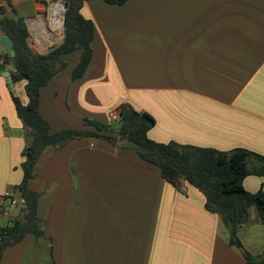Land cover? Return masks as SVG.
I'll use <instances>...</instances> for the list:
<instances>
[{
  "label": "crops",
  "instance_id": "1",
  "mask_svg": "<svg viewBox=\"0 0 264 264\" xmlns=\"http://www.w3.org/2000/svg\"><path fill=\"white\" fill-rule=\"evenodd\" d=\"M61 3L0 0L41 54L61 44L60 20L53 25ZM82 13L95 25L93 56L76 81L78 55L65 56L67 68L41 89L39 112L51 131L81 129L85 118L111 122L109 112L129 104L153 117V140L264 155V0H88ZM23 85L0 74V195L19 199L0 215L1 229L24 206L14 186L25 134L10 97L26 103ZM122 146L83 137L47 148L29 183L42 191L43 234L6 247L0 264H248L244 251L261 258L264 234L257 240L241 228L243 248L231 245L200 190L185 184L181 192ZM243 186L264 190V178L247 176Z\"/></svg>",
  "mask_w": 264,
  "mask_h": 264
},
{
  "label": "trees",
  "instance_id": "2",
  "mask_svg": "<svg viewBox=\"0 0 264 264\" xmlns=\"http://www.w3.org/2000/svg\"><path fill=\"white\" fill-rule=\"evenodd\" d=\"M63 1L66 10L62 42L42 54L34 52L28 45V31L24 20L21 17L7 16L4 7L0 5V31L11 40L15 52L11 57L7 50H2L0 58L2 57V63L11 66L13 83L24 82L23 90L27 98L26 103H22L10 91L16 117L25 134L20 163L22 179L14 186L24 206L21 207L19 219L11 226L1 229L3 240L0 256L6 247L17 244L27 234L37 237L43 234L37 217V202L42 191L30 188L29 183L36 178V166L44 151L49 147L60 149L70 140L83 137L105 140L112 145L121 140L122 147L131 148L141 161L158 169L166 182L178 188L183 181L188 187L200 190L205 198V209L221 216L230 244L242 249L239 230L252 224L254 220L264 225V190L250 192L243 186V180L247 176L264 178L263 154L245 148L220 150L208 146L179 144L172 140H153L147 134L155 123L153 117L129 104L121 106L120 118L116 122L106 123L85 118L81 129L50 130L39 112L41 89L67 68L65 56L78 55L70 72L72 81L85 75L93 56L95 25L92 19L82 13V6L88 0ZM102 1L120 5L127 0ZM124 110H127L125 114ZM244 255L248 264H264V252L255 261L251 260L249 253L244 251Z\"/></svg>",
  "mask_w": 264,
  "mask_h": 264
},
{
  "label": "built area",
  "instance_id": "3",
  "mask_svg": "<svg viewBox=\"0 0 264 264\" xmlns=\"http://www.w3.org/2000/svg\"><path fill=\"white\" fill-rule=\"evenodd\" d=\"M55 8H57V13H54V18H53V25L54 23L56 24L57 21L60 20V25H61V20H62V11H63V6L62 3L61 4H57V6H55ZM0 63H2V57L0 58ZM109 118L111 120V122H116L119 120V112H117L116 110H112L109 112ZM92 146V144H91ZM178 189L181 192H185L186 191V186L185 183L182 181L181 184L179 185ZM19 203V199H17L16 195L14 192L12 191H7L4 194L0 195V215H2L3 213H6L7 210L9 209V207L14 206L16 204ZM2 235H1V228H0V252H1V246H2Z\"/></svg>",
  "mask_w": 264,
  "mask_h": 264
},
{
  "label": "water",
  "instance_id": "4",
  "mask_svg": "<svg viewBox=\"0 0 264 264\" xmlns=\"http://www.w3.org/2000/svg\"><path fill=\"white\" fill-rule=\"evenodd\" d=\"M62 6H63V11H62L61 29L63 30L64 19H65V10H66V4L63 0H62ZM0 46H2L3 49H5L9 52V55L11 57L14 56L15 52L12 49L11 40L7 36H5V35L0 36ZM0 74L5 76V78L7 79L10 86H13V81H12V78L10 76V72L8 69H6V66L4 63H0ZM126 112H127V110H124L123 114H125ZM258 258H259V255H254L251 257V260L255 261Z\"/></svg>",
  "mask_w": 264,
  "mask_h": 264
},
{
  "label": "rangeland",
  "instance_id": "5",
  "mask_svg": "<svg viewBox=\"0 0 264 264\" xmlns=\"http://www.w3.org/2000/svg\"><path fill=\"white\" fill-rule=\"evenodd\" d=\"M57 11V8H56ZM19 92L18 90H15V92ZM257 226L255 229H253V226ZM246 232H248L249 234H247L248 236H251V238L257 239L259 240V238H261V234H264V225H262L261 223H259L257 220H254V222L250 225H246L245 227ZM252 228V229H250ZM262 239L260 240V243L264 244V235H262Z\"/></svg>",
  "mask_w": 264,
  "mask_h": 264
},
{
  "label": "bare ground",
  "instance_id": "6",
  "mask_svg": "<svg viewBox=\"0 0 264 264\" xmlns=\"http://www.w3.org/2000/svg\"><path fill=\"white\" fill-rule=\"evenodd\" d=\"M58 11H56V13H57ZM55 24V23H54Z\"/></svg>",
  "mask_w": 264,
  "mask_h": 264
}]
</instances>
